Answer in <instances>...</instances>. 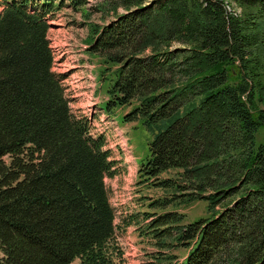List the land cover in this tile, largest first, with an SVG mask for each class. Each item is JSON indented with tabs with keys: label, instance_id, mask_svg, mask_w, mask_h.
I'll return each instance as SVG.
<instances>
[{
	"label": "trees",
	"instance_id": "16d2710c",
	"mask_svg": "<svg viewBox=\"0 0 264 264\" xmlns=\"http://www.w3.org/2000/svg\"><path fill=\"white\" fill-rule=\"evenodd\" d=\"M64 1L0 0V264L122 255L104 138L73 114L52 70L48 16ZM95 9L110 15L88 24L86 48L100 60L104 110L130 107L122 120L152 135L137 184L164 193L140 212L153 263L264 264V0H102ZM196 200L209 216L184 223L179 208Z\"/></svg>",
	"mask_w": 264,
	"mask_h": 264
},
{
	"label": "rangeland",
	"instance_id": "374dc122",
	"mask_svg": "<svg viewBox=\"0 0 264 264\" xmlns=\"http://www.w3.org/2000/svg\"><path fill=\"white\" fill-rule=\"evenodd\" d=\"M69 1H64L60 10L48 16V39L54 56L52 70L61 78L73 114L85 118L93 138H104L103 149L108 151L112 162V174L106 176L104 182L115 213L116 242L122 251L116 264H154L152 254L156 248L148 236L139 233L145 222L140 212L148 210V200L164 193L159 188L137 184L138 163L146 158L152 135L138 120H122V115L129 112L130 107H117L112 114L103 113L100 109L108 95L106 85H102L98 77L100 60L86 50L88 24H102L110 19V15L95 9L102 0H88L86 6L79 9L71 8ZM226 8L240 12L235 3ZM119 12H122L121 8ZM263 139L264 125L259 129L256 141ZM171 174H161L159 179ZM179 210L185 214L184 223L209 216L206 201H192ZM171 253L182 260L185 251L177 248ZM70 264H79V261L76 259Z\"/></svg>",
	"mask_w": 264,
	"mask_h": 264
}]
</instances>
